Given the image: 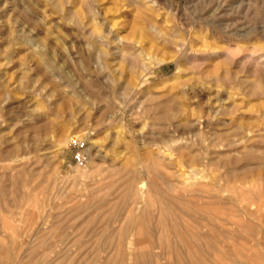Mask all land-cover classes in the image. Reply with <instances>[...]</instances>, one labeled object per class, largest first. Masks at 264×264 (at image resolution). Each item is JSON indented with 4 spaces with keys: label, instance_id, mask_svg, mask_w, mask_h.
<instances>
[{
    "label": "rangeland",
    "instance_id": "rangeland-1",
    "mask_svg": "<svg viewBox=\"0 0 264 264\" xmlns=\"http://www.w3.org/2000/svg\"><path fill=\"white\" fill-rule=\"evenodd\" d=\"M141 1L0 0V264H264V0Z\"/></svg>",
    "mask_w": 264,
    "mask_h": 264
},
{
    "label": "bare ground",
    "instance_id": "bare-ground-1",
    "mask_svg": "<svg viewBox=\"0 0 264 264\" xmlns=\"http://www.w3.org/2000/svg\"><path fill=\"white\" fill-rule=\"evenodd\" d=\"M139 1V0H138ZM141 1V0H140ZM144 1V0H143ZM155 1V0H154ZM138 3H142V7L147 11V12H151V13H154V6H155V3L153 2V1H151V0H145L144 2H138ZM242 37V36H241ZM235 103V102H234ZM221 134V133H220ZM90 152V151H89ZM99 152V151H98ZM97 151H96V153H98ZM92 154V153H91ZM160 206V205H159ZM248 210V209H247ZM220 217H217V219H219ZM233 227V226H232ZM187 228V227H186ZM189 229H190V231H191V228L189 227ZM185 230V229H184ZM179 231V230H178ZM187 233V232H186ZM177 234H179V233H177ZM188 235H189V233H188ZM176 236V235H175ZM178 236V235H177ZM195 236V235H194ZM183 238V237H182ZM187 238H189V236L187 237ZM190 240V239H189ZM193 241V239L191 240V242ZM196 241H197V239H196ZM178 243V242H177ZM184 245V244H183ZM194 246V245H193ZM190 247V246H189ZM189 247H187V248H189ZM231 247V246H230ZM184 248V247H183ZM192 248V247H191ZM185 249V248H184ZM193 250H194V248H193ZM189 251V250H188ZM194 252V251H193ZM242 252V251H241ZM191 253H192V250H191ZM190 252H189V255L191 254ZM122 257V256H121ZM197 258V257H196ZM195 260V259H194ZM198 260V259H197ZM201 262H203L202 260H201ZM237 263H239V262H237ZM254 263V262H253ZM245 264V263H244ZM251 264H252V261H251ZM256 264V263H255Z\"/></svg>",
    "mask_w": 264,
    "mask_h": 264
},
{
    "label": "built area",
    "instance_id": "built-area-1",
    "mask_svg": "<svg viewBox=\"0 0 264 264\" xmlns=\"http://www.w3.org/2000/svg\"><path fill=\"white\" fill-rule=\"evenodd\" d=\"M73 148H75L77 150V153L74 155V161L78 164V165H83L85 164V157L83 155V153L80 151V149H82V145L75 142L72 145Z\"/></svg>",
    "mask_w": 264,
    "mask_h": 264
}]
</instances>
